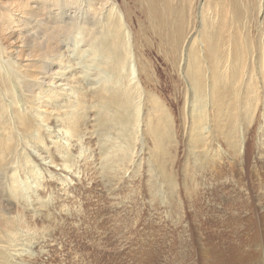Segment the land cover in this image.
Segmentation results:
<instances>
[{
	"label": "rangeland",
	"instance_id": "obj_1",
	"mask_svg": "<svg viewBox=\"0 0 264 264\" xmlns=\"http://www.w3.org/2000/svg\"><path fill=\"white\" fill-rule=\"evenodd\" d=\"M110 2L102 22L119 18L117 40L105 26L97 40L76 31L30 62L28 41L0 37V73L13 75L0 81V113L19 139L4 219L16 229L0 234V264H264V0ZM28 63L37 81L24 98L14 74ZM54 82L74 114H56ZM127 87L129 105L83 107L85 89ZM127 106L131 121L111 119Z\"/></svg>",
	"mask_w": 264,
	"mask_h": 264
},
{
	"label": "bare ground",
	"instance_id": "obj_2",
	"mask_svg": "<svg viewBox=\"0 0 264 264\" xmlns=\"http://www.w3.org/2000/svg\"><path fill=\"white\" fill-rule=\"evenodd\" d=\"M109 2H110V0H0V37H7L9 39L10 38L16 39V41H18V43H20V45L17 47H23L24 43L28 41L26 44L27 48H24V49H25V52H27V56H28L29 60L31 58H34L37 56H41L43 58L42 54L41 55L39 54L36 56L35 53L37 52L38 49H39L40 53H42L43 49L47 48L52 43V41H54L56 38H57L58 42H60L61 40H64V39H70L71 38L70 35L76 31L80 32L82 34V36L84 38H87L88 40H90L92 38L98 39V37H100V34H102L101 33V31L103 30L102 27L105 26L107 29H110L112 31V33L108 32V34L111 33V35L109 34L110 37L117 40V38H120V36H119L120 31L118 32V29L120 28V25H121V24L119 25V22H120L119 18H114L112 21H110V23H108V25L106 23H105L106 25H104V23L102 22V15H101L102 10L106 6V4ZM108 13H110V12H108ZM108 13H107V15H108ZM111 14H112V12H111ZM110 17L112 18V16H110ZM116 17H118V16H116ZM118 26H119V28H118ZM121 27H122V25H121ZM212 33H215V31H213ZM220 33H221V30H220ZM224 33H223V35H224ZM219 35L222 36L221 34L216 33L215 35L213 34V37L216 40H218V39H220ZM227 36H228V34H227ZM228 37H226V38H228ZM103 38H102V40H103ZM221 38H224V36H222ZM263 39H264V36H263ZM31 43H33V44H31ZM60 43H62V42H60ZM107 43H108V41H107ZM263 46H264V42H263ZM17 47H15L13 49L12 55H9V56H11V57L14 56V54L16 53ZM217 47H219V46H217ZM217 47H216V49H217ZM221 48H223V47H221ZM233 49H234V47L231 44V48L229 49L230 53L233 52L232 51ZM0 50L2 53H8L9 54V52H7L5 50L2 51L1 48H0ZM218 50H221V49L219 48ZM213 52H214V50H213ZM220 52L222 53V51H219V53ZM97 54H98V52H97ZM218 54H217V57H218ZM214 56H212V57L214 58ZM125 57H126V55H125ZM220 57H221V55H220ZM244 58H246V56ZM53 60H52V58L48 61L46 60L44 62V64L41 66L42 70L40 73V77L38 78L39 80L37 82L39 85H42V84L46 85V82H45L46 78L52 77L53 74H51L52 70L50 69V67L52 65H54ZM214 60H219V59L216 58ZM30 62H31V60H30ZM216 62H214V63H216ZM32 64L34 65L36 63H32ZM28 68H29V63L27 65H19L18 71L14 74V77H15L14 80L21 87L22 94H23L24 98H26L27 96L33 97L32 88L34 87V85L36 83L35 81H37V77L33 76L32 73L28 71ZM76 69H78V68H76ZM215 71H217V70H215ZM64 74H66V72L57 73V75L53 76V79H57L58 81H60V80H62L61 77H63ZM250 75H252V74H250ZM12 76H5L4 77L0 73V81H2L3 83L11 82ZM17 76H19V78ZM67 77H69V76H67ZM118 77L119 76H117L116 78H118ZM230 77H231V79H230L231 82L229 83L228 88H230L232 93H233V89H234L233 86L236 83V77L234 75H232ZM66 78H63V80H65ZM68 79H70V78H68ZM83 80H84L83 78H82V80H77L76 84L77 85L82 84V85L87 86L86 83H82V82H84ZM125 82H126V80H125ZM63 85H66V84H57V82H54V84L49 85V87L55 89L54 94L51 96V103L53 104L55 109H57L56 114H59V116H65L66 117L67 114H74V113L73 112L68 113L69 109H71V108H69V106L67 107V104L64 103V102L68 101L67 99H65V97H66V95L69 94V90H65L64 89L65 87ZM8 86H9V84H8ZM125 86H127V85H125ZM121 87L123 88V86H121ZM115 88L116 87H114V89ZM105 89L103 91H98V92L96 91V92H92L90 94L87 93L88 90L85 89V92H84L85 93V96H84L85 102H84L83 107H86L87 104L88 105L89 104L94 105V103L95 104L97 103L98 105H103L104 107H105V104L106 105L111 104L112 106H118V105L122 106L124 103H126L127 105H129L131 103L132 96L134 95V93H133V95H131L132 94L131 92H130L131 94L129 93L130 87H127L125 89V93H122V94H124V96H122L117 91L109 93ZM5 90H7V89H5ZM235 94L236 93H234V95ZM81 97H82V95H81ZM237 97H238V95H237ZM13 98L16 99V96ZM77 98H78V95H77ZM214 99H216V98H214ZM28 101L32 107L34 106L36 108L37 105H33V102L31 101L30 98L28 99ZM13 103H14L13 107H15V108L19 107L18 103L15 102V100L13 101ZM130 106H132V105H130ZM2 107H3V104L0 103V109ZM40 107H42V105H40ZM133 107H135L134 104H133ZM62 111H64V112H62ZM126 112H127L126 116L119 117V118H113L112 117L111 119L114 121L115 120H117V121H122V120L123 121L124 120L125 121H131V118H132L131 112L132 111L130 112L129 107L127 108ZM30 114H32V112ZM7 117H8V108H5L3 110V112L0 113V159H2V160H0V234L6 233L9 230H15L16 229V225H10L11 228L7 229L6 225L4 224L5 216L9 215L13 210L12 197H13V191L15 188V186H13V185L15 184V182L17 180V179H15L16 178L15 177L16 172L14 170H10V171H7V170H8V167H10L11 165L14 164V160L16 159L17 154H18V146H19V139L17 138V135L14 134V127H13V125H11L8 122ZM136 118H137V115H136L135 119ZM74 119H78V118L75 117ZM111 119L105 118L104 121H102L103 125H97V127L98 128H104V127L107 128L108 123L111 122ZM51 120H54V119H51ZM70 120H73V119H70ZM17 121H18V123L16 124L17 127L18 128L26 127V129L24 130L25 134L26 135L30 134V130H32L33 128L26 122L25 115L23 114L22 116L18 117ZM85 121H86L85 118H81L80 120L78 119L76 122L85 123ZM70 122H72V121H70ZM70 122L65 118L62 120V122H60V126H62V129L67 130L69 127L70 128L72 127ZM54 124L56 125L57 123H54ZM78 127H79L78 124L74 125V128L72 130V134L74 132H76V129ZM157 133H159V132H157ZM67 135H69V134H67ZM151 135H152V133H151ZM159 135L162 136L161 134H159ZM157 138H159V137H157ZM60 149L61 148H59L58 150L60 151ZM31 175L33 176L34 173H32ZM10 217L12 218V216H10ZM1 239H3V237L0 235V241H2ZM3 242H6V240H4ZM16 242L13 244L14 246H12V247H15ZM7 244L10 245V243H7ZM8 245H2V246H4L5 248H8ZM11 245H12V242H11ZM17 249L18 248L16 247L13 250H17Z\"/></svg>",
	"mask_w": 264,
	"mask_h": 264
}]
</instances>
